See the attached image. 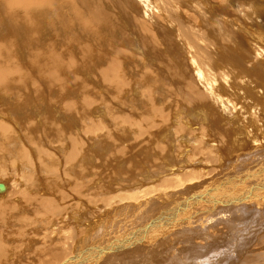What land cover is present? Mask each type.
<instances>
[{
	"label": "rangeland",
	"instance_id": "rangeland-1",
	"mask_svg": "<svg viewBox=\"0 0 264 264\" xmlns=\"http://www.w3.org/2000/svg\"><path fill=\"white\" fill-rule=\"evenodd\" d=\"M35 2L29 26L0 10V72L16 76L0 89V264H60L172 215L191 181L217 190L264 165V0ZM255 140L262 155L244 159ZM198 209L188 226L139 231L121 256L94 263L244 264L264 253V221L232 236ZM191 238L204 242L193 255Z\"/></svg>",
	"mask_w": 264,
	"mask_h": 264
},
{
	"label": "bare ground",
	"instance_id": "bare-ground-1",
	"mask_svg": "<svg viewBox=\"0 0 264 264\" xmlns=\"http://www.w3.org/2000/svg\"><path fill=\"white\" fill-rule=\"evenodd\" d=\"M42 2L44 4H46V0H42ZM35 3H36L35 0H0V10H4L5 12L9 13L12 16L11 17L12 19L13 18H18V17L22 18L24 26H29V22L28 21H29L31 15H32V8H33ZM23 7H26L28 9H30V11L28 9L22 11V16H18L15 13H13L15 10H21V8H23ZM12 40L13 39L11 37L7 36L6 39H5V42L8 45V43L11 42ZM14 65H17V63H15ZM14 78H16V76L4 75L3 73L0 72V89L4 90L5 89L4 85L8 81H10V80H12ZM206 81L207 82H211V81H208V78H207ZM211 91H212V93H214L215 90L211 89ZM208 95H209V93H208ZM216 95H217V99H219L220 100L219 102L222 104L221 95H219V94H216ZM230 100H229V102H230ZM254 123L251 122L250 124H254ZM243 125H245V124H243ZM202 127H204V126H202ZM195 129H196V127H195ZM206 130H207V127H205L202 131H206ZM195 133H196V131H195ZM197 133H198V130H197ZM218 133L219 132H216V134H218ZM224 137L225 136L222 137L221 141L224 140ZM198 142H200L199 147H201L202 149L205 150V149L208 148V146H207L208 145V138H203V139H201ZM251 142L253 143V145L250 146L251 149L248 150L247 153H245L244 155L242 154L243 158H244V156L246 154H248L251 159H253V158L255 159L257 157L260 158L258 156V153L262 155V153H260L261 144H259V142L256 141V140L255 141H251ZM73 144H74V147L77 146V144L74 141H73ZM213 145H215V144H213ZM263 149H264V147H263ZM20 150H21V155H20L21 159L24 160L25 162L28 161L29 158H28L27 152H25L24 149H20ZM40 153H42V152H40ZM43 154H44V152H43ZM74 154H75V152H72V155H70V158H72L74 156ZM15 159L16 158H14L13 161H15ZM244 159H246V158H244ZM26 164H29V162L28 163L26 162ZM30 165H31V163H30ZM260 166H258V168H261V167L264 168V165L261 166V167ZM258 168L255 169V170H251L252 172H250L247 175L249 177H242V176H239V175H235V177L233 179L234 182H232L230 180L231 183H232L230 186L222 187L221 189L219 188L217 190L216 189H211V187H210V189L205 190V191H204V189L202 190V188L200 187L201 190H199L197 187L200 185V183L198 182L199 184H197V183H195V181H191V183H193V184H188V185L193 186L192 188H188L190 190L186 189L187 187L185 186L186 188L183 187L184 190H182L181 188L179 189L182 192L178 191V192L174 193L176 196L181 194L180 197L176 198V200H178L179 198H182L181 196H183L184 194L186 195V197H185V199L182 198V199H179L177 201V205L175 206V210L172 212V215H169L167 217L157 218L156 220L153 219L155 221L150 226H146V225L144 226L143 225L140 228L137 227L138 229H134L132 231H129L130 233H129L128 236L126 235L127 237H122V239L119 238L118 240H114V242L112 241V242H110V244H106L102 248L97 246L96 248L94 247V249L93 248H89V247H87L85 249L83 248V249H81V251L79 249L78 250L79 252L75 251V253L71 254L69 257H67V258L65 257V259L61 260L62 262H60V264H90L92 261H93V263L96 262V261L98 262L99 260L104 258V256L109 251H111L110 254L112 253L114 255L115 254H119L120 255V253L124 252L122 250H124L123 249L124 246L129 243L128 241L130 239L134 240L135 237H137L139 235L138 234L139 231L141 232L142 230H144L141 234L149 233V234H146V235H149V236L152 235V236L158 237L157 236L158 234H160L163 231L168 229L167 226H166L168 223H169L168 227H173L174 223L177 220H179V219L182 220L183 219V220H186L184 222V225L186 224L188 226L189 223L191 222V218H189L190 215L192 213L195 214L198 210H200V209H198V207H200V206L202 207V212H205V214H206L205 217L203 216L204 218L209 217V215L213 216L215 214L216 216L218 215L217 217H219L220 220H221L220 221L217 218L220 221V222H218L219 224H222V221H223L222 219L225 220V221H223L224 226H227V230L225 231V233L227 231H230L229 234L227 232V235H230L232 233H237L239 231V232H242L243 234L247 233L246 238L247 237H251V236H253L254 233L252 235H250L249 233L254 232L255 230H258V227H260L261 222L264 221V169H260L259 170ZM248 170H249V168H248ZM257 171H259L262 175H257V173H256ZM212 178H213V176H212ZM211 181H209V182H211ZM202 183H205V182L203 181ZM212 183H213V181H212ZM214 188H218V187H214ZM8 189H9V185H8ZM4 190H7V184H6V182L4 180H2V181H0V192L4 191ZM187 191H190V192H187ZM162 192L163 191H161V193ZM2 194H3V192H2ZM5 195H6V193H5ZM155 196L156 197L157 196H160V197L164 196L165 199L167 197H171L172 198V195H170L169 192L163 193V194L159 193L158 195L155 194ZM175 201H173V202H175ZM147 202H149V200H147ZM193 214H192L191 217L194 216ZM208 219H210V218H208ZM181 220H179V221H181ZM202 224H204V223H202ZM212 225L213 226H211V227L217 226L216 224H212ZM234 230H236L237 232L234 231ZM122 231H124V230H122ZM119 233H120V230H119ZM204 236L205 235H198L197 238H204ZM232 236H233V234H232ZM102 237H100V238H102ZM194 238L196 239V236ZM241 239H243V238H241ZM263 240H264V233L260 237V241L263 242ZM155 241H156V239L153 242H155ZM212 241L214 242L213 238L211 240H209V241H206V242L210 243ZM144 242H146V241H144ZM197 242H199V241H195V243H193L192 238H191L190 241L187 243V245H189L187 248L191 249L190 252H192V255H193L194 251L196 252V251L199 250L198 249L199 246L203 247V245L199 244V243H203L204 244V242H199V243H197ZM147 243H148V241H147ZM0 248H1V246H0ZM178 249H182V248L179 247ZM183 249H184V247H183ZM83 250H87V251L83 252ZM104 250H107V251L105 252ZM119 250H121V252ZM180 251H182V250H180ZM190 252H188V253H190ZM102 253H104V254L101 256ZM179 254H181V252ZM204 254H206V251H205ZM107 256H108V254H107ZM187 256H190V255H187ZM109 257H110V255H109ZM249 257L250 258L247 261H245L244 264H259V262L263 261V259H264V253L261 252V254H257L256 256L249 255ZM173 258H176L174 260H177V259H180L181 261H185L186 260L185 256L182 257V256H180L178 254H176V257H173Z\"/></svg>",
	"mask_w": 264,
	"mask_h": 264
}]
</instances>
